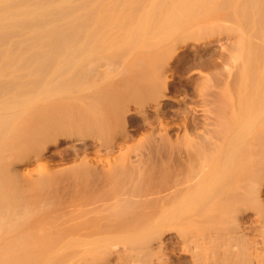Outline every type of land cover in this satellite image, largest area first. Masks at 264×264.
<instances>
[{
    "label": "bare ground",
    "instance_id": "obj_1",
    "mask_svg": "<svg viewBox=\"0 0 264 264\" xmlns=\"http://www.w3.org/2000/svg\"><path fill=\"white\" fill-rule=\"evenodd\" d=\"M224 29L229 55L187 79L200 116L184 104L170 123V59ZM63 131L93 143L57 171L68 203L55 170L15 165ZM263 179L264 0H0V264H106L119 243L123 264H162L165 231L192 264H264ZM249 211L258 238L240 233Z\"/></svg>",
    "mask_w": 264,
    "mask_h": 264
},
{
    "label": "rangeland",
    "instance_id": "obj_2",
    "mask_svg": "<svg viewBox=\"0 0 264 264\" xmlns=\"http://www.w3.org/2000/svg\"><path fill=\"white\" fill-rule=\"evenodd\" d=\"M236 37H237V34H236V32L233 29H224V30H222V31H220L218 33H213L210 36V40H211L210 42H206L204 40L206 42V43H204L202 38H199L197 41L194 40L195 38H192V39L187 40V42H186L187 45L184 46V48H182L179 52H177L176 56H174V57H172L170 59V70H168V72H167V74L169 76L168 78H169V89H170L168 94H170L171 96L170 95L169 96L172 97V98L176 97L177 100L173 101V100H170L169 98L168 99L167 98L161 99L162 106H161L160 111L162 110L161 112H163V114L165 115V118H167L166 120H169L170 123H171V121L174 122L176 120L175 119L176 117H173V116H176L174 114L175 110L177 111L178 107L180 108V107L184 106V104L187 107H189V106H191L192 108L195 107V109H194L195 112L199 113V116H200V113L202 111L199 110L200 108H198V105L196 104L197 103L196 100L198 98L197 96H199L198 93L196 94V92H197L196 90L197 89H195L194 88V84H190L187 81V79H189V78L190 79H196V78L198 79V76L202 75L204 71L206 73L209 71L208 64H209V62H211V60H214V59L218 60L217 59L218 56H220L222 54L228 56L229 52L231 50V47L233 46V42L236 39ZM201 41H202V43H201ZM197 42H198V44H197ZM199 43H201V44H199ZM122 72H123V74H122ZM124 72L125 71H121L119 74L117 73L118 77L116 76V73L115 74L113 73L114 75L112 76V81L114 79H116V77H117V79L120 80V78H122V76L125 74ZM200 72H201V74H199ZM120 75H121V77H120ZM114 81H116V80H114ZM179 98H180L181 101L179 100ZM199 107H200V105H199ZM146 110H147L146 112H148L150 114L153 112L150 109H146ZM131 114H134V113H131ZM172 118H174L175 120L174 119L172 120ZM125 129H126L128 134H131V133L134 134L135 138L139 137L141 135V134L139 135L140 132L135 130V127H133V124H131L130 122H128L126 124ZM144 129H146L145 131H149L148 128H144ZM68 130L69 129L65 130L66 133L67 132L69 133L71 130L73 131V129H71L69 131ZM145 131L143 133H146ZM174 131H175L174 128L169 130L170 137H174ZM73 132H75V131H73ZM59 134L58 135L56 134L55 136H53L51 138H48L49 140L45 139V140L40 141L39 142L40 145H38V146H40L39 147L40 149L37 148L34 151V153L30 152L27 156H25L23 158L22 161H18V163L15 162L16 167L17 166L18 167H20V166L22 167V165L24 167L26 165L27 168H30V169L32 168L35 171H38L37 168L40 167L39 168V172H43L44 170H49L50 173H52L50 171V169H53L52 171L55 170L54 171L55 173H58L57 171L62 170L60 172L63 174V171L64 172H69V170L71 169L70 166L74 165V164L70 165V162L71 163H73V162L76 163L77 162V157L78 156L76 157V154H74L73 151L70 149L71 148V146H70L71 143L73 145L72 147H74V145H76L74 148H72L74 151H75V149H79L80 147L83 148L85 146L89 147V150L92 149V146H90V145H93V143L89 142L90 136H88V135H86L87 136L86 137L85 135L80 134V135L83 136L82 137V136H79V134L76 135V133H75V136H73L74 133L72 135H69V136H68V134H66V135L62 134L63 136H60L61 134L60 135ZM56 136H58V137H56ZM78 136L82 137V138H78ZM76 139L77 140L79 139V141H77ZM135 140H137V139H134V141L132 139V140H129L127 142H128V144H130V142L131 143L136 142ZM84 141L85 142L87 141L90 145H88V143H84ZM42 143H44V144L41 145ZM80 144L83 145V146H79ZM55 148H56V150H55ZM38 150H40V151H38ZM31 153H33V154H31ZM30 154L33 155V156L31 157ZM72 154H73V156L74 155L75 156H74V158L71 159V157H72L71 155ZM28 156H30V157H28ZM34 156H36V157H34ZM26 157H28V158H26ZM74 159H75L76 162L74 161ZM31 162H35V163H31ZM28 165H29V167H28ZM45 166L47 167L46 169H45ZM42 167H44V168H42ZM67 168L69 170H66ZM42 169H44V170L42 171ZM47 172H45V173H47ZM55 173H54V177L56 176L55 177L56 179L55 178L54 179L57 180V181L53 180V181H55L54 183H53V181H51V183H52L51 186L52 187L51 188L49 187V188L51 190L53 189L52 190L53 194H54L55 191H56L55 194L57 193V191L59 192L56 195L57 197L59 195L58 198H60L62 196L63 198L67 197V199H70V196L74 193V191H76L75 187H73L71 185V183L69 182L70 181L69 178L67 179V176L63 175L62 176L63 178L61 177L62 179L60 181V179L57 178L58 176H60V173H58L57 175ZM263 182H264V179H263ZM62 183L65 185L64 187H63ZM69 183H70L71 187L69 186ZM59 188H61V189H59ZM262 188H263L262 196L264 197V186H262ZM67 193H69V196H67ZM62 197H61V200L62 201H66L68 203L69 200H66L65 198L62 199ZM66 202L65 203L64 202L63 203L62 202H58V203H60L59 204L60 206L62 204V206H63V207L61 206L62 208L59 205L54 207V208H56L55 209L56 211L55 210L54 211L57 214H59V216H62V215H60V213L61 214H66L67 213L66 211L68 209L70 211V209L72 208V205H69L71 208L67 207ZM97 202L99 204L100 201H97ZM97 202L95 203V206H97ZM54 211L52 212V214L54 213ZM64 212H66V213H64ZM56 213H54V214H56ZM246 216L248 218V220L245 222L246 226L243 229V231H241L240 233H245L248 236L254 234L258 238L260 236V234H259L260 233L259 232V230H260L259 222L254 218V214H252V211L251 212L250 211L247 212ZM252 225L254 227H252ZM166 232L167 231L164 232L165 233L164 236L165 235H167V236H165L163 238V240L166 241V242L162 241L161 245H160V242H154L153 245L151 246L152 247V251L156 254V256L160 255V257H158V258H162L163 257V260L160 259L161 260L160 262H163L164 264H167V263L168 264H192L190 262V260H189V251L186 252L184 250V252H183L184 254H183L182 253L183 249H181L182 250L181 251L180 250L181 247L175 243V240H176L175 237L167 238L165 240L166 237L170 236ZM123 246L120 245V243H119V244H116L115 248L112 247L113 249H111L108 252L107 256H106V264H123L124 263V259L127 256V250L128 249H126V247H123ZM158 246L160 247L159 250L161 252L164 250L163 253L158 251ZM163 246H164V249H162ZM259 246H260V244H257V249H256L257 250V258H260L261 254H262V252H261L262 250H261V248ZM153 247H154V249H153ZM155 250L157 252H155ZM158 252H159V254H157ZM78 254L80 255V252L76 253V254H70V255L66 256L65 259L67 257H69V258H71L70 259L71 261L68 262L67 261L68 258L66 260L64 259V261H67L68 264H84L85 262H87V264H88V262H90L89 261L90 260L89 257L86 258V256H84V255L82 257V255H81V258H80V257H78L79 256ZM73 255H77V256H74L75 257L74 258ZM84 257H85L86 260L83 259ZM74 259L77 260V261H74ZM64 261H63V264L66 263ZM81 261H83V262H81ZM130 263L131 262H129V261L127 262V264H130Z\"/></svg>",
    "mask_w": 264,
    "mask_h": 264
}]
</instances>
